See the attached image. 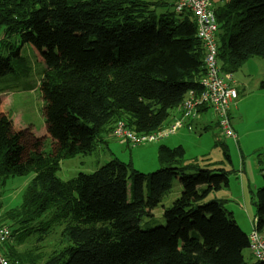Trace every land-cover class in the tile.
Here are the masks:
<instances>
[{"label":"trees","instance_id":"trees-1","mask_svg":"<svg viewBox=\"0 0 264 264\" xmlns=\"http://www.w3.org/2000/svg\"><path fill=\"white\" fill-rule=\"evenodd\" d=\"M173 2L0 0V49L16 56L18 48L8 41L15 34L33 36L44 48L41 85L60 134L48 151L31 150L26 158L0 136V188L32 173L19 207L0 215V226L11 232L2 247L11 264H248V235L224 207L225 199H209L228 186L223 160L186 162L182 146L160 143V167L151 173L113 157L91 173L65 181L57 176L62 159L85 154L78 149L79 132L86 134L88 148L95 139L111 137L119 121L149 134L181 115L187 92L200 91L204 50L196 22L189 12L177 13ZM215 16L223 72L264 58V0H228ZM259 88L264 90V78ZM207 110L201 107L198 117ZM214 145L229 160L226 146ZM175 175L182 190L164 210L165 223L143 222L153 217L148 208L163 202ZM262 177L263 185L251 192L256 230L264 237ZM52 224L60 228V239L48 254L15 248L33 232L43 235L35 241L43 240Z\"/></svg>","mask_w":264,"mask_h":264},{"label":"rangeland","instance_id":"rangeland-1","mask_svg":"<svg viewBox=\"0 0 264 264\" xmlns=\"http://www.w3.org/2000/svg\"><path fill=\"white\" fill-rule=\"evenodd\" d=\"M227 1L215 0L213 5L216 8ZM168 9L171 10L170 7ZM161 11H165V9H157V12ZM176 17L177 19L182 18L178 15ZM2 37L3 28H0V38ZM8 41L18 48V54L16 56L11 55L10 48L0 49V68L2 71L0 72V136L3 141L9 142L13 149L22 150L21 156L26 158L27 152L31 150L36 152L48 151L49 148L55 146L56 142L60 141V134L51 117L54 110L53 104L41 85L44 70L42 57L44 48L41 42L34 39L33 36H27L23 39L18 34L9 37ZM2 45L4 47V44ZM260 62H264V58L252 57L234 74L232 73L233 77L235 76V79L238 77L242 84L249 85L247 87L248 95L251 93L254 96L255 91L261 90L259 79L263 77L261 73L264 71V63ZM240 87L241 84L238 88ZM237 100L238 98L231 107L235 106ZM255 102V97L250 98L248 101L249 104ZM260 105L263 108L264 101ZM234 110L233 107L230 108L232 116L237 115V113L234 114ZM254 113L255 111L252 108H242L240 110L241 124L247 126ZM212 114L214 113L212 112ZM212 114H210L212 116L209 123L210 129L202 130V126L198 124V127L193 130H184L182 133L195 135L196 137L202 136L203 139L199 143L200 149H206L210 143L213 145L215 141L226 146L229 160L223 158L221 153L220 160H223V162L219 166L228 171V186L222 188L220 192H213L209 199L213 198L214 193L218 194L217 198L226 199L227 202L224 207L231 212L240 228L249 235L248 220L256 217L252 205L251 191L255 192L257 188L263 185L264 131L256 132L253 130V119L248 138L241 140V142L239 140L238 146V143H235L232 138L223 134L216 124V115L214 114V118ZM48 121L53 122V124H48ZM261 129L264 130V128ZM156 131L158 130L153 132ZM78 134L82 136V142L78 149L80 151H82L81 149L85 150V154L79 152L73 157L61 160L60 169L57 171V176L61 180H69L78 173H91L109 162L113 157L123 162L131 161L136 170L145 174L151 173L160 167L156 160L157 148L160 144L158 141L131 145L125 139L110 137L107 140L104 136L101 144L95 148H88L89 140L86 138V134L84 132ZM179 138L180 135H173V137L166 138L161 143L171 146L169 144L170 139L177 141ZM125 143L130 148H126ZM184 147L187 150L189 143H186ZM217 149L221 152L220 146H217ZM187 153L185 159H189L188 155L193 152L189 151ZM187 159L186 162L192 160ZM31 176L32 173L29 174V177L8 179L7 184L0 188V215L19 207L24 188ZM181 190L180 176L175 175L171 182V188L167 191L163 202L148 208V212H151L153 217L145 218L143 222H148L150 226L163 225L165 223L164 210L171 206L174 199L180 195ZM262 219H264V215H262ZM47 230L49 233L43 240L35 241L42 238L43 235L40 231L33 232L31 237H27L22 243L14 245L15 248L17 250L29 248L34 249L36 252L37 250H43L42 253L48 254L59 244L60 228L52 224ZM243 255L248 264L253 263L254 259H252L248 248L243 250Z\"/></svg>","mask_w":264,"mask_h":264},{"label":"built area","instance_id":"built-area-1","mask_svg":"<svg viewBox=\"0 0 264 264\" xmlns=\"http://www.w3.org/2000/svg\"><path fill=\"white\" fill-rule=\"evenodd\" d=\"M173 9L177 13L189 12L198 22L200 38L205 48L204 75L200 79V91H189L184 97L181 115L175 116L169 123L156 132L137 134L128 129L122 122L113 126L112 135L125 139L131 145L159 141L174 135L176 132L195 128V120L201 107L212 110L216 115L218 127L223 134L235 138L234 131L229 121V108L238 98L239 83L232 73L223 72L218 61V43L216 33L215 7L211 0H175ZM11 232L8 228L0 226V264H10L4 255L2 247L8 242ZM249 249L256 261L264 262V239L257 231H251L248 236Z\"/></svg>","mask_w":264,"mask_h":264},{"label":"crops","instance_id":"crops-1","mask_svg":"<svg viewBox=\"0 0 264 264\" xmlns=\"http://www.w3.org/2000/svg\"><path fill=\"white\" fill-rule=\"evenodd\" d=\"M260 63H264V62H260ZM261 74H262L261 76L264 77V71ZM263 77H261V78H263ZM235 80L241 84V87H240L241 89L238 88V100H237V103L235 104V106H232L235 109L234 114L237 113V115L232 116V112L230 111V108H232V107H230L229 108V119H230V123H231V128L233 129L234 135H235V138L234 139L232 138V139H233V141H235V143H238V146H239V140L241 142V140L248 138L249 133L251 132V128H252L251 121L253 119H254L253 120V130L256 132L257 131H264L261 129V128H264V107L262 108V105H260L261 102L264 101V90L263 91H261V90L255 91L254 96L251 93H250V95H248L247 87H249V85H245V83L242 84L238 77ZM259 80H261V79H259ZM254 97H255L256 102L254 104H249L248 103L249 99L254 98ZM242 108H245V109L252 108L255 111V113L252 117V120L250 119V122L248 123L247 126L241 124V121H240L241 120L240 110ZM211 111L212 110L208 109L207 111H204L202 114L199 115V117L197 119L198 121L196 120V122H195L196 127H198V124H199L200 126H202V128H201L202 130H208L211 128V126L209 125V123L212 120V116L210 115V114H212ZM212 115L215 118L214 114H212ZM216 124L218 126L217 118H216ZM184 130H186V129H182V130H180L174 134L176 136L180 135V138L177 141H174V139H170L169 144H171V146L168 144H165V145L168 147H175L177 145L182 146L184 151H185L184 156H187V154H188L187 152H189V151L193 152V153L188 155L189 159L186 158L187 160L198 159V160H200V163L202 165H207L210 162H221V160H220L221 152H219L220 150L217 149L216 145H214V144L212 145V143H210L206 149H200L199 143H201L203 137L202 136L196 137L195 135L191 136L189 134L188 135L183 134L182 132ZM181 134H183V135H181ZM172 137H173V135H172ZM161 142H159V143H161ZM186 143H189V147L187 150L184 147V145ZM216 143H219V142L216 141ZM125 146H126V148H130V146H128L127 143H125ZM25 181H26V179H25ZM220 191H222V190H219L217 192H220ZM213 196L217 198L218 194L214 193ZM225 202H227L226 199H225ZM248 222H249L248 224L250 227V233H251V231H257L256 226H255L256 225L255 218H253L252 220L249 219ZM257 233L259 234V236H261L264 239L263 235L260 232L257 231ZM9 245H13V244H9ZM248 249H249V247H248ZM251 257H252V259H254L253 256H251ZM254 261H256V260L254 259Z\"/></svg>","mask_w":264,"mask_h":264},{"label":"bare ground","instance_id":"bare-ground-1","mask_svg":"<svg viewBox=\"0 0 264 264\" xmlns=\"http://www.w3.org/2000/svg\"><path fill=\"white\" fill-rule=\"evenodd\" d=\"M211 2L212 3H214L215 2V0H211ZM194 20H195V22H196V34H195V36H196V38L198 39V41H199V43L201 44V46H202V48H203V50H204V55H205V48H204V45H203V43H202V41H201V38H200V29H199V26H198V22H197V20L194 18ZM217 22V21H216ZM218 24V23H217ZM218 32H219V29H218ZM218 32L216 33V35H215V37H216V40H217V34H218ZM217 43H218V41H217ZM229 112V111H228ZM99 144H101V141H99L98 139H95L94 141H93V148H95L97 145H99Z\"/></svg>","mask_w":264,"mask_h":264},{"label":"clouds","instance_id":"clouds-1","mask_svg":"<svg viewBox=\"0 0 264 264\" xmlns=\"http://www.w3.org/2000/svg\"><path fill=\"white\" fill-rule=\"evenodd\" d=\"M170 121V120H169ZM113 130V129H112ZM111 136L113 137V135L111 134ZM169 137H171V136H169ZM169 137H167V138H169ZM249 240V239H248Z\"/></svg>","mask_w":264,"mask_h":264},{"label":"water","instance_id":"water-1","mask_svg":"<svg viewBox=\"0 0 264 264\" xmlns=\"http://www.w3.org/2000/svg\"><path fill=\"white\" fill-rule=\"evenodd\" d=\"M182 105V104H181ZM171 120H172V116H171ZM171 137H172V134H171Z\"/></svg>","mask_w":264,"mask_h":264}]
</instances>
